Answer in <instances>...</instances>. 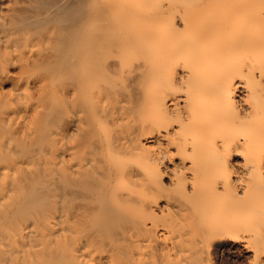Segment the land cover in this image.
Wrapping results in <instances>:
<instances>
[{
	"label": "bare ground",
	"instance_id": "1",
	"mask_svg": "<svg viewBox=\"0 0 264 264\" xmlns=\"http://www.w3.org/2000/svg\"><path fill=\"white\" fill-rule=\"evenodd\" d=\"M236 247L264 262V0H0V264Z\"/></svg>",
	"mask_w": 264,
	"mask_h": 264
},
{
	"label": "rangeland",
	"instance_id": "2",
	"mask_svg": "<svg viewBox=\"0 0 264 264\" xmlns=\"http://www.w3.org/2000/svg\"><path fill=\"white\" fill-rule=\"evenodd\" d=\"M237 248L238 247H236V249L235 248L229 249L223 255V257L222 256L219 257V259L216 261V264H251L252 263V258H251L252 255L250 253H248L246 251V249H244L242 247H239L238 249ZM241 250H243V251H241ZM249 255H250V257H249ZM262 264H264V262H262Z\"/></svg>",
	"mask_w": 264,
	"mask_h": 264
}]
</instances>
